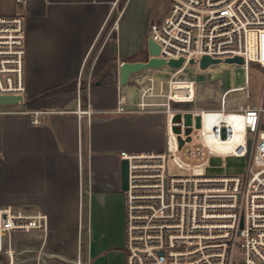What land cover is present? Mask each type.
I'll return each mask as SVG.
<instances>
[{"label":"built area","instance_id":"built-area-1","mask_svg":"<svg viewBox=\"0 0 264 264\" xmlns=\"http://www.w3.org/2000/svg\"><path fill=\"white\" fill-rule=\"evenodd\" d=\"M169 1L150 36L160 47L157 57L183 62L134 73L135 106L120 101L116 109L163 113L167 124L164 149L120 152L129 161L126 264H264V86L249 102L251 64L264 69V0ZM26 43L25 15L0 13V95L24 100ZM204 55L220 62L202 69ZM236 56L242 64H227L243 68L245 83L217 84L219 101L202 106L201 84L188 68L210 71ZM228 155L248 159L244 175L205 172L210 156ZM170 159L188 173L171 174ZM48 222L36 207L0 206V264H17L20 235L46 234Z\"/></svg>","mask_w":264,"mask_h":264},{"label":"crops","instance_id":"crops-1","mask_svg":"<svg viewBox=\"0 0 264 264\" xmlns=\"http://www.w3.org/2000/svg\"><path fill=\"white\" fill-rule=\"evenodd\" d=\"M3 1L26 17L25 101L62 82L78 85L41 98L40 108L0 107V206L49 217L46 234L20 235L17 264H126L120 152L164 149L166 126L160 113L116 112L120 101L131 107L138 98L132 76L120 83L119 65L147 59L151 27L165 20L170 1L152 0L149 30L133 45L146 0L135 1L124 45L117 30L132 0ZM112 60L118 73L107 79Z\"/></svg>","mask_w":264,"mask_h":264},{"label":"rangeland","instance_id":"rangeland-1","mask_svg":"<svg viewBox=\"0 0 264 264\" xmlns=\"http://www.w3.org/2000/svg\"><path fill=\"white\" fill-rule=\"evenodd\" d=\"M135 1L132 0L128 11L125 13V16L121 19L118 25V37L119 44H126V40L128 42V37L126 33H124L125 22L128 19L130 12L132 11ZM147 5L143 8L138 20L134 22L133 35L131 36V43L133 45L137 41V36H140L149 30V25L151 21V12H152V0H146ZM13 5V4H12ZM11 2H4L0 0V13H8V9H11ZM10 13V12H9ZM120 20V19H119ZM111 48L115 46L114 37L110 40ZM107 79H112L118 73L117 63L112 60L110 61V65L108 66ZM188 74L195 76V78L200 82V96L201 101L203 103L202 106H206V101H219V95L215 98V94L213 91L215 90V86L218 84L220 87H228L230 85H243L245 83V73L243 68L235 65V64H220L213 66L210 71L208 70H200L196 67V65H191L188 70ZM134 75V74H133ZM132 75V76H133ZM131 78V77H130ZM250 85L249 89L251 92V98L249 102H254L259 100L261 95L263 86H264V69L261 68L258 64L252 63L250 68ZM213 81H218L213 82ZM205 84H204V83ZM206 87V88H205ZM215 93V91H214ZM26 94L24 96V100L21 103L17 104H0V107L5 108H25L26 105L23 103L25 101ZM212 98V99H210ZM165 118V128L167 130L166 124V116L163 113H160ZM264 130V125L262 127ZM165 148V147H164ZM248 159L245 156H236V155H228V156H210L207 162V166L205 167V172L208 175H244L247 172ZM169 172L171 174H187L188 171L182 169L175 165V163L170 159L168 161ZM120 189H121V175H120ZM122 191V190H121ZM124 192V191H123ZM125 216H126V205H125Z\"/></svg>","mask_w":264,"mask_h":264},{"label":"water","instance_id":"water-1","mask_svg":"<svg viewBox=\"0 0 264 264\" xmlns=\"http://www.w3.org/2000/svg\"><path fill=\"white\" fill-rule=\"evenodd\" d=\"M160 47L155 42L153 37H148L147 40V54L148 57L146 60H137V61H128L123 60L119 65V81L121 84H126L129 82L130 77L137 72H140L144 69L150 67H158L164 64H169L170 66L178 67L182 64L183 59H171L166 61L163 58L157 57L159 53ZM193 62V60H191ZM220 62L219 59H212L211 57L204 55L200 61V67L202 69H206L212 63ZM226 63H243V58L241 56H236L233 58H227L225 60ZM22 99L19 96H12V95H0V104H17L21 103ZM191 137L188 136V139ZM184 140L180 138V143L183 144ZM121 190L126 191L128 189V182H129V161L126 158L121 159Z\"/></svg>","mask_w":264,"mask_h":264},{"label":"trees","instance_id":"trees-1","mask_svg":"<svg viewBox=\"0 0 264 264\" xmlns=\"http://www.w3.org/2000/svg\"><path fill=\"white\" fill-rule=\"evenodd\" d=\"M81 87L82 88L86 87V82H82ZM77 88H78V85H77L76 81L62 82V83H60L54 87L46 88L44 91L37 94L36 96L29 98L26 101H24V104L26 105L27 108H30V109L40 108V99L41 98L46 97V96L59 94V93H63V92L74 91Z\"/></svg>","mask_w":264,"mask_h":264}]
</instances>
